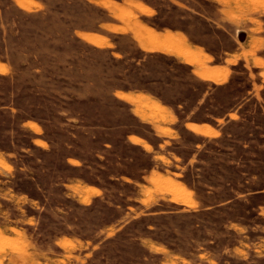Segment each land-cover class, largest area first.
Here are the masks:
<instances>
[{
    "label": "rangeland",
    "instance_id": "1",
    "mask_svg": "<svg viewBox=\"0 0 264 264\" xmlns=\"http://www.w3.org/2000/svg\"><path fill=\"white\" fill-rule=\"evenodd\" d=\"M0 264H264V0H0Z\"/></svg>",
    "mask_w": 264,
    "mask_h": 264
},
{
    "label": "bare ground",
    "instance_id": "2",
    "mask_svg": "<svg viewBox=\"0 0 264 264\" xmlns=\"http://www.w3.org/2000/svg\"><path fill=\"white\" fill-rule=\"evenodd\" d=\"M241 38H242V39L244 38V34H242Z\"/></svg>",
    "mask_w": 264,
    "mask_h": 264
},
{
    "label": "water",
    "instance_id": "3",
    "mask_svg": "<svg viewBox=\"0 0 264 264\" xmlns=\"http://www.w3.org/2000/svg\"><path fill=\"white\" fill-rule=\"evenodd\" d=\"M242 34H243V33L240 34V38H241ZM241 39H242V38H241Z\"/></svg>",
    "mask_w": 264,
    "mask_h": 264
}]
</instances>
